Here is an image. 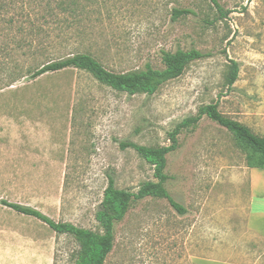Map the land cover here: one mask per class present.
<instances>
[{
    "label": "rangeland",
    "instance_id": "rangeland-1",
    "mask_svg": "<svg viewBox=\"0 0 264 264\" xmlns=\"http://www.w3.org/2000/svg\"><path fill=\"white\" fill-rule=\"evenodd\" d=\"M216 1L223 13L211 0H71L72 12L55 0H0L10 7L0 19V112L18 116L21 126L24 116L41 117L45 142H52L54 129L59 144L51 152L44 143L38 158L0 154V264H75L79 249L74 237L1 200L102 232L95 214L109 178L134 192L156 180L153 167L121 143L169 145L177 123L214 102L223 115L264 136V0ZM174 9L190 12L173 18ZM178 49L204 56L150 95L117 91L75 68L29 77L77 53L116 73L147 64L161 69L163 53ZM232 60L238 74L228 87ZM8 117L3 126L16 141L22 136L10 131ZM248 155L207 117L179 133L178 148L166 155L165 187L185 211L165 198L135 201L115 224L104 264H194L199 250L264 264V241L249 236L244 213L251 188L264 186V170L249 167Z\"/></svg>",
    "mask_w": 264,
    "mask_h": 264
},
{
    "label": "trees",
    "instance_id": "trees-1",
    "mask_svg": "<svg viewBox=\"0 0 264 264\" xmlns=\"http://www.w3.org/2000/svg\"><path fill=\"white\" fill-rule=\"evenodd\" d=\"M54 1V0H53ZM56 5L72 12L71 0H55ZM211 2L217 9L223 13L222 7L216 0ZM50 5V2L47 6ZM10 7L8 4L0 2V19L4 18V12L7 13ZM187 9H174L173 18L189 13ZM12 17L9 22L13 23ZM21 30V29H20ZM203 53L196 49L176 50L175 52H164L162 60L164 68L154 69L150 65H145L141 70L116 73L107 70L88 53H77L65 58L53 60L43 64L34 70L30 78H36L42 74L61 71L66 68H75L90 73L99 82L128 94H153L166 81L180 76L186 66L193 60L202 58ZM238 64L236 61L230 62V71L227 76V86L231 87L237 79ZM207 117L219 125L225 127L237 141L249 152V167L264 170V136H260L252 131L247 125L223 115L218 110V102L201 105L197 113L184 118L177 123L168 133L169 145L150 147L138 145L135 143H121L123 148L133 147L136 152L153 167V175L156 180L143 182L136 192L128 189L117 188L112 178H109L108 184L103 191L102 200L95 214L102 232H95L91 229L76 226L70 222H56L44 215L39 210L21 205L18 203L1 200V203L12 208L18 213L35 217L46 223L54 232L58 234H67L76 240L79 249L75 257V264H104L108 254L114 246L115 224L121 221L128 212L131 205L138 200L150 197L165 198L173 208L179 212H184V208L177 203L169 194L165 183L169 178L165 173L166 155L178 148V135L183 130L194 129L199 121Z\"/></svg>",
    "mask_w": 264,
    "mask_h": 264
},
{
    "label": "crops",
    "instance_id": "crops-1",
    "mask_svg": "<svg viewBox=\"0 0 264 264\" xmlns=\"http://www.w3.org/2000/svg\"><path fill=\"white\" fill-rule=\"evenodd\" d=\"M4 90L0 92V95ZM7 92V91H6ZM37 112L36 109H34ZM39 112H41L39 110ZM9 114L0 112V154L4 155L6 153L10 154L7 158L10 160L11 153L19 152V153H30L35 154V158H38V153H43L44 143L50 145L51 152L59 151L58 142L53 141V137H57V131L52 129L48 133V140L52 141L50 143L45 142V125L42 121V118L38 120L36 115H28L24 116L22 119L25 121L24 125H19L17 123L19 118L18 116H10ZM8 117L9 121H11L14 125L10 127L18 132L17 136L21 134L22 137L16 138V141H10L8 138L9 134L7 132V127L5 125V119ZM53 125V124H52ZM49 127H47L48 131ZM47 134V133H46ZM16 154V153H15ZM41 157V156H40ZM259 169V168H252ZM263 170V169H261ZM245 213V227L249 236L259 237L264 241V186L255 185L254 188H251V197L247 207L244 208ZM245 238V237H244ZM233 253V251H232ZM214 252H206L203 250H199L194 253L193 261L194 264H261L257 262H243L236 258L239 256L238 253H234L233 258H218L213 256Z\"/></svg>",
    "mask_w": 264,
    "mask_h": 264
}]
</instances>
